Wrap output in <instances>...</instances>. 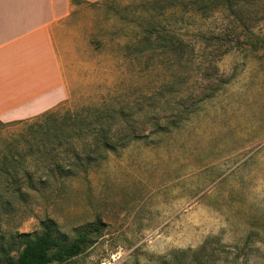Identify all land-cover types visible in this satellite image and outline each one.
I'll list each match as a JSON object with an SVG mask.
<instances>
[{"label": "rangeland", "instance_id": "obj_1", "mask_svg": "<svg viewBox=\"0 0 264 264\" xmlns=\"http://www.w3.org/2000/svg\"><path fill=\"white\" fill-rule=\"evenodd\" d=\"M151 1L106 0L84 9L92 54L59 110L94 108L116 118L110 129L120 140L131 133L137 139L108 152L78 146V159L64 152L30 166L28 175L20 166L1 178L0 264L1 247L16 234H38L45 219L67 242L100 225L64 264H158L210 236L227 246L246 242L239 258L264 264V0L253 7L261 14L250 23L252 34L240 37L245 46L225 54L196 32L211 21L195 17L176 26L188 49L170 52L156 36L172 1H159L160 16L149 11Z\"/></svg>", "mask_w": 264, "mask_h": 264}, {"label": "trees", "instance_id": "obj_2", "mask_svg": "<svg viewBox=\"0 0 264 264\" xmlns=\"http://www.w3.org/2000/svg\"><path fill=\"white\" fill-rule=\"evenodd\" d=\"M159 1L152 0L149 3V11L156 16L164 13L160 10L161 6H158ZM171 1L166 7L169 14L168 22L156 37L158 43L168 47L170 52L175 54H182L188 49V44L176 28L178 20L195 17L204 22L211 21V25L206 28H204L206 24H197L199 28L195 26L196 32L202 36L201 39L209 38L206 42L216 41L224 48L225 54L232 49L233 44L245 46L246 40H240V37L246 39L250 36L252 34L250 23L258 21L256 19L261 12L264 16V9L260 12L253 8L258 0ZM157 24H160V21ZM214 92L215 89L211 90L208 96L199 98L196 103L210 97ZM61 106L62 103L33 118L0 123V179L12 175L21 168L20 166H23V172L28 175L30 166L46 160L55 161V156L64 152H71L78 159L79 156L75 153L80 146L90 149L94 147L96 151H115L138 137L131 133L120 140L110 129L118 124L116 118L110 115L98 116L93 113L94 108L61 115L59 112ZM193 112L194 108L186 110L180 118H173L170 122L171 127L186 120ZM40 227L41 231L38 234L34 236L28 233L16 234L13 240L2 246L3 263L64 264L82 252L84 246L91 241L90 233L97 235L100 232V225L94 224L88 232L80 233L72 241L67 242L59 234L57 224L53 220L41 221ZM261 242L264 244V238ZM246 248H248L246 242L241 246H227L219 237L210 236L197 248L171 251L160 258L158 264H249L239 258V254ZM258 261L252 264H259Z\"/></svg>", "mask_w": 264, "mask_h": 264}, {"label": "crops", "instance_id": "obj_3", "mask_svg": "<svg viewBox=\"0 0 264 264\" xmlns=\"http://www.w3.org/2000/svg\"><path fill=\"white\" fill-rule=\"evenodd\" d=\"M103 1L0 0V123L69 100L92 54L91 13L83 11Z\"/></svg>", "mask_w": 264, "mask_h": 264}]
</instances>
